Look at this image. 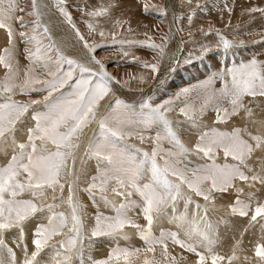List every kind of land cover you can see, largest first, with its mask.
Listing matches in <instances>:
<instances>
[{"label": "snow or ice", "instance_id": "snow-or-ice-1", "mask_svg": "<svg viewBox=\"0 0 264 264\" xmlns=\"http://www.w3.org/2000/svg\"><path fill=\"white\" fill-rule=\"evenodd\" d=\"M179 5L182 11L192 9L174 19L186 20L191 39L196 10L206 6L195 0H179ZM118 6L119 0H100L89 10L86 3L82 11L88 17V36H110L113 45L155 52V63L133 56L132 62L149 70L148 76L129 74L122 80L107 71L95 56L104 44L89 43L67 11L66 0H56V8L89 54L88 63L66 55L53 40L44 22L47 5L41 0H25L24 5L0 0L5 41L0 51V151L10 156L0 166V264H264V62L252 58L226 68L160 103L151 95L128 103L118 90L133 91L132 80L146 85L155 79L176 33L162 36L159 44L147 32L144 41L106 33L101 19L112 21L114 29L127 26L131 31L128 21L114 18ZM142 7L148 15L167 13L166 7L150 5L149 0ZM245 13L264 17V6H251ZM184 31L177 28L178 33ZM198 31L205 36L213 32L211 27ZM215 36L218 40L211 44L224 54L243 46L219 30ZM211 44L202 48L204 54L213 52ZM217 80L219 88L214 87ZM136 90L143 93L142 87ZM210 110L214 124L235 125L239 117L242 126L230 131L209 127L204 121ZM171 113L183 120L174 121ZM185 125L197 130L192 147L181 139L179 129ZM90 162L93 172L88 171ZM80 193L114 214L97 211L86 224ZM219 207L223 215L213 219ZM140 217L144 224L138 222ZM226 217L243 218L246 226L238 228L233 221L230 249L223 252ZM164 220L177 231L155 235L154 225ZM29 224L33 226L27 241ZM126 229L135 231L142 248L119 245L130 239ZM257 231L259 239L245 249L244 235L251 232L255 237ZM102 239L114 246L105 258L96 259L91 249ZM177 248L189 255L176 253Z\"/></svg>", "mask_w": 264, "mask_h": 264}, {"label": "rangeland", "instance_id": "rangeland-1", "mask_svg": "<svg viewBox=\"0 0 264 264\" xmlns=\"http://www.w3.org/2000/svg\"><path fill=\"white\" fill-rule=\"evenodd\" d=\"M234 1L235 0H195V2L202 4V5H205V6H208L210 3L219 4L220 6H218V7L222 8V10H220V12H222L220 15L221 16L223 15L222 18L227 16L228 18H226V19L235 20L234 22H232V26L234 29L232 27L228 26V25H231V22H230V24L227 23L228 25H225V26H223V25L219 26L216 24L217 26L216 25L215 26H209L213 30L211 36L202 35L198 31V29L204 28L205 30H208L209 27H206V26L211 24V22H212L211 20H213L214 17H215L214 21L216 20L217 17L213 15V10H211V9H210L211 13H212V14L210 13L211 17H209V16L207 17V15L198 14V11L196 10V12H197L196 16L197 17L194 18V21L196 22V24H195V27L192 28V30H191L193 36L191 39H189L188 38V25H187L186 20H181L177 23H174L175 17L181 16V14H183L182 16H184L186 12L191 13V11H192V9H184L182 11L180 8V5H179V0H149L150 5H156L157 7H166L167 13L165 15H161L159 13H155L152 15L145 14V12L143 11V7H142L145 0H119V6L113 14L114 18H119L121 20L128 21L130 28H131V31L129 32L127 30V26H125L124 28H115L114 29L112 27V21H105V20L101 19L100 23L103 25L106 33H111L113 31H115L118 36H123L126 40L144 41V40H146V36L144 34L147 32L148 35H151L153 37L154 42L157 44L161 43V37L162 36L169 35L170 33H176L174 36H172V38L169 40V42L167 44V47L165 49L166 54H165L164 59L160 62V71H159L158 75L156 76V78L150 80V82L146 85H138L137 81L132 80L131 84H134L137 87L131 86L133 88V91H128L127 88L119 89L118 93H117L119 98L125 100L128 103H136L141 99L142 96L151 95L154 103H160L166 99L174 97L176 93H178L179 91H181L185 87H192V86L197 85L203 81H206L209 77H211L215 73L219 72V70L217 69V67H219V65L221 66V70H224L226 68H231L233 66H237L240 63L248 62L252 58L257 59V57H259L260 54H264V53H260L261 51L258 49V46H256L257 44L258 45L259 44L264 45V36H262L264 34V17H261L259 14H254V18H253V16L245 14V10L247 8H249L251 6H255V4H257V5L259 4V6H261L260 1L259 0H256V1L253 0L254 1L253 2L252 0H250V1L244 0L247 3L240 2V5L238 4L237 7H236V5L233 4ZM236 1H242V0H236ZM257 1H259V2H257ZM251 2H253L254 4L253 3L251 4ZM86 3L90 5L89 10H91V6L99 4L100 0H71V1L66 2V7L68 9V12L72 16L73 21L76 23V26L86 36V38L89 40L90 44L91 43H96L97 45L104 44L103 47L97 48V50L95 52V56L97 59L101 60L105 64L107 71H109L112 75H115L118 79H122V80L128 79L129 74H131V75L143 74L145 76L150 75L149 70L141 68L136 63L132 62L133 56L139 57L141 60H146V61L149 60V62L151 61V63H155L156 62V53L155 52H152V51L145 49V48H131V49H129L127 47V45H124L123 47L120 44L113 45V44H111L110 36L105 40H102L99 36H96L94 39L92 37L88 36V29L84 23V21L86 19H88V17H86L82 11L83 6ZM129 5H130V7H128ZM223 6L225 9L223 8ZM225 6H228V7H225ZM262 6H264V3H262ZM238 10H239V14L242 15V13H243L245 16L242 15L243 18H241L242 16L240 15V17H238V19H237L238 21H237L232 16H233V13L235 14V12ZM149 11H152L151 7H150ZM240 11H242V12H240ZM229 12H231L232 16L229 15ZM198 16L200 18H198ZM204 16H205V18L207 17L208 19L207 18L204 19ZM209 21H211V22L209 23ZM217 21H219V20H217ZM181 26H183L182 28H184L185 31L182 33H178L177 28H179ZM162 29L164 32L162 31ZM216 30H219L223 34L225 33L224 35L226 36V38L230 37L231 39H233L231 41L236 42V43H242V45H243V46L238 47L236 49L234 48L229 53H227V54H230V56H229L230 61H228V59H226V58H224V60L222 59L223 60L222 61L218 57L219 55L221 57H223V55H225L223 53L222 48L217 49L215 44H211L212 40H218V38L216 36H214ZM70 31H72V35L74 36V38H76L72 28L70 29ZM245 33H248L247 36L249 35L248 36L249 38L248 37L245 38V36H246ZM231 34H233V35H231ZM242 34H244V35H242ZM256 34L262 36V38H255ZM236 36H237V38L239 36H242V37H241V39H239L240 38L239 37L238 38L239 41H238ZM251 36L254 38L252 39ZM233 37H235L236 40ZM243 37L247 40L243 39ZM76 40H77V38H76ZM210 44L213 48V52L209 53V54H204L202 52V48L208 47ZM78 45H79V43H77V42H72V44H71V46H73L74 48ZM80 45H81V48L80 47L79 48L82 49V50H78V51H80V54L75 50H73L71 53L64 47L63 48L60 47V48L62 49V51L66 55H68L72 58L78 59L81 63H88L89 54L86 52V50L83 49L81 43H80ZM125 51L129 52L128 56H125L123 54ZM252 51H256L257 53L256 52L255 53L257 55H255V53L253 54ZM235 52L236 53L239 52V54L249 52L251 54V56L247 58L246 54H244L243 57L239 58L238 57L239 55L234 54ZM258 53H259V55H258ZM252 55L256 56V57H253ZM238 59H240V61ZM89 66L95 67L94 65H89ZM161 81H163V83H161ZM217 81H219V80H217ZM217 81L215 82V85H214L215 88L221 87V83L217 82ZM138 87L143 88V93L136 90ZM193 95H195V94H193ZM19 99L20 100H26L27 97H19ZM169 115H170V118L173 119L174 121L176 119L183 120V117H178L176 115V113H171ZM236 118H234L235 125H234L233 121H229V123L226 125L225 124L217 125V124L213 123V121L215 119V113L210 110L208 115L205 118L204 123L207 124L209 127H216L221 131H230L233 126H240V124H239L240 118L239 117H236ZM196 131L197 130H194V129H188V127L186 125L183 128L179 129V132L181 133L182 142L187 147H192L194 145V142L197 139ZM88 135L89 136L91 135V131L88 132ZM131 143H135V144H137V146L144 147L145 149H148L150 147L147 144L146 145H139L138 141H131ZM165 147H170V145L165 144ZM9 158H10V156L7 159H9ZM188 158L191 159L194 163L195 162L203 163V161H197L196 157L189 156ZM219 162H223L222 155H221ZM1 165L3 166L4 164L2 163ZM76 167H77V169H79V167H80L79 162H77ZM93 168H94V162H90V166L88 168V171L93 172ZM84 195L88 198L87 194H83L82 197L80 196L81 201H83L86 198V197H84ZM109 197L114 198L113 201L115 203L120 202V197L112 196L111 194ZM133 199L139 200V198L136 196H134ZM195 199L199 200V198H195ZM228 199H230V198H228ZM199 202L201 204L204 203L202 200H199ZM218 203H219V205H221L222 203H227V200H225L223 202L218 201ZM104 208L109 209L106 207H104ZM85 211L88 214V215H86L85 222H86V224H91L94 221V217H95L97 212H94V213L92 212V214H91L88 211V209H85ZM223 212H224L223 207H219V214L217 216L213 217V219H218L220 215H223ZM111 214H114V213L111 212ZM111 214L108 213L106 215H111ZM137 214L138 213H135V212L132 213L133 216H137ZM88 217H90V218H88ZM226 218L229 220V231L224 232V235L221 237V243L225 244V247L223 248V252H228L230 249L231 240L229 239V237H231V235H232V232H231L232 227L231 226H232L233 221L235 222V225L238 228H240L242 226H246V220L243 218H232V217H226ZM138 222L141 224L145 223V221L143 220L142 217L139 218ZM167 222L169 223V225H175V224H173L167 220H164V224L159 223L157 225H154V234L158 236L160 230L177 231L176 225H175L176 228H173V227H170L169 225H167ZM31 225L32 224H30V226H29L30 230L32 229ZM171 228H173V229H171ZM221 229L222 230L224 229V225H221ZM126 231L129 232L130 239L127 241H123V240L119 241V245L121 247L142 248L144 246L143 242L135 234V231L133 229H126ZM257 232H256V234H257ZM258 234H259V232H258ZM238 235H239V233H237V236ZM253 237L254 236L252 235L251 232L246 233L244 235V242L243 243H244L245 248L249 247L248 244H249V242H251ZM30 238L31 237H29L26 233L25 239L27 241H30ZM103 241H104V239L98 241L95 244V246L91 249L92 255L96 259L105 258L107 256V254L109 253V251L111 250V248L114 246L113 242L110 240H106L104 242ZM12 246H13L14 250L17 252V254L20 255V249L15 248L14 245H12ZM29 247L31 248L30 242H29ZM249 248H246V249H249ZM157 251L159 252V249ZM175 251H176V253H180L181 255H189V254L183 253L179 248H177Z\"/></svg>", "mask_w": 264, "mask_h": 264}, {"label": "bare ground", "instance_id": "bare-ground-1", "mask_svg": "<svg viewBox=\"0 0 264 264\" xmlns=\"http://www.w3.org/2000/svg\"><path fill=\"white\" fill-rule=\"evenodd\" d=\"M68 1H71V0H66V2H68ZM246 1V0H245ZM244 0H242V1H234L233 2V4L234 5H236V7H237V5L239 4L240 5V2H245ZM250 1V0H249ZM248 1V2H249ZM253 1V0H252ZM256 1V0H255ZM260 1V5L262 6V3H264V0H259ZM259 1H257V2H259ZM41 2L43 3V4H45V5H47V8H45V12H46V16L44 17V22L47 24V26L49 27V29H50V32H51V35H52V37H53V40L56 42V44L59 46V47H61V48H66L69 52H71L72 53V51L73 50H75V51H77L79 54H80V51H78V50H82V49H80L81 48V45H80V42L78 41V40H76V38H74V36L72 35V31H70V26L66 23V21L64 20V18L59 14V12H58V10H57V8H56V0H41ZM254 2V1H253ZM253 2H251V4L253 3ZM20 3H21V5H24V3H25V0H20ZM245 3H247V2H245ZM249 4V3H248ZM254 4V3H253ZM132 5V4H131ZM218 6H220L219 4H216V3H210L208 6H206L204 9H197V11H198V14H201V15H207V17L209 16V17H211V15H210V13H211V10H213V15L214 16H216L217 18H216V20L214 21V19H215V17H214V19L213 20H211V21H209V23L211 22V24H209V25H207L206 27H209V26H215L216 24L217 25H219V26H221V25H223V26H225V25H228V24H230V22H231V25H228L229 27H232L233 28V26H232V22H234L235 20H231V19H226V18H228L227 16H225L224 18H222V16L220 15L222 12H220V10H222V8H220V7H218ZM251 6V5H250ZM255 6H259V4L257 5V4H255ZM128 7H130V5L128 6ZM225 7H228V6H225ZM230 7V6H229ZM235 7V6H234ZM233 7V8H234ZM223 8H224V6H223ZM231 8V7H230ZM229 8V9H230ZM66 9H67V7H66ZM211 9V10H210ZM225 9V8H224ZM67 11H68V9H67ZM181 11V10H180ZM235 12V11H234ZM240 12H242V11H240ZM212 14V13H211ZM246 14V13H245ZM183 14H181V16H182ZM212 15V16H213ZM228 15V14H227ZM240 15L241 14H239V10L238 11H236L235 12V14L233 13V16L232 17H234L236 20L238 19V17H240ZM242 15H244L243 13H242ZM241 15V16H242ZM200 16V15H199ZM198 16V18H200ZM221 16V17H220ZM245 16V15H244ZM197 17V16H196ZM206 17V18H207ZM26 20H28V19H31L30 17H27V16H25L24 17ZM205 18V16H204V19H206ZM222 18V19H221ZM241 18H243V16L241 17ZM208 19V18H207ZM217 20H219V21H217ZM205 21V20H204ZM238 21V20H237ZM214 22V23H213ZM213 23V24H212ZM228 23V24H227ZM194 24H196V22L194 21ZM216 25V26H217ZM176 27V26H175ZM181 27H183V26H181ZM224 29V28H223ZM231 29V28H230ZM234 29V28H233ZM228 30V29H227ZM162 31H163V29H162ZM230 31V30H229ZM164 32V31H163ZM231 32V31H230ZM257 33V32H256ZM260 33V32H259ZM225 34V33H224ZM246 34V36H245V38H247L248 36H247V34L248 33H245ZM250 34V33H249ZM231 35H233V34H231ZM239 35V34H238ZM242 35H244V34H242ZM215 36V35H214ZM255 36V35H254ZM262 36H264V34L262 35ZM262 36H260V35H257L256 34V36H255V38H262ZM240 37V38H239ZM238 38L239 39H241V37L242 36H239ZM252 37V36H251ZM57 38V39H56ZM228 38V37H227ZM234 39H235V37H233ZM236 38H237V36H236ZM237 38V40L239 41V39ZM244 37H243V39H245ZM249 38V37H248ZM254 37H252V39H253ZM228 39H230V40H233V39H231L230 37L228 38ZM251 39V40H252ZM236 40V39H235ZM245 40H247V39H245ZM72 42H77V43H79V45L78 46H76L75 48L73 47V46H71V44H72ZM246 42V41H245ZM4 43H5V41H4V33L2 32V31H0V51H2V47L4 46ZM255 46V45H254ZM256 46H258V49L261 51L260 53H264V45H262V44H257ZM80 47V48H79ZM236 49V48H235ZM256 49V48H255ZM257 49V50H258ZM23 50V46H21V51ZM256 50V51H257ZM247 51V50H246ZM256 51H252V53L254 54ZM84 52V51H83ZM257 53V52H256ZM255 53V55H257ZM233 54V53H232ZM234 54H236V55H239L238 57L240 58V57H243L244 56V54H246V57L248 58V57H250L251 56V54L248 52V53H240L239 54V52L238 53H234ZM77 55V54H76ZM223 55V54H222ZM258 55H259V53H258ZM229 56H230V54H225V55H223V57H221L220 55L218 56L221 60L223 59L224 60V58H226V59H228V61H230L229 60ZM234 56V55H233ZM253 56V55H252ZM80 57V56H79ZM253 57H256V56H253ZM19 59L21 60V63L23 64V63H26L25 61H23V57L21 56V57H19ZM235 59V58H234ZM244 59V58H243ZM212 60V59H211ZM222 60V61H223ZM239 61H240V59H238ZM257 60H259V61H262V62H264V54H260V56L259 57H257ZM149 61V60H148ZM151 62V61H150ZM215 63V62H214ZM231 63V62H230ZM213 67V66H212ZM208 69V68H207ZM215 69V68H214ZM217 69L220 71L221 70V66L219 65V67H217ZM212 70V69H211ZM207 71V70H206ZM215 71V70H214ZM221 71H223V70H221ZM193 72V71H192ZM0 74H2V72H0ZM163 74V73H162ZM194 74V73H193ZM192 75V74H191ZM185 78V77H184ZM196 79V78H195ZM217 82H220V81H217ZM131 86H133V87H137V86H135L134 84H131ZM20 97V96H19ZM19 97L17 96L16 98L17 99H19ZM258 111V110H257ZM237 119V118H236ZM239 124H240V126H242V123L240 122V120H239ZM11 150L9 149V152H10ZM9 157V155H6L4 152H2V151H0V166H2L1 164L3 163V164H5L6 162H7V158ZM86 185L85 184H81L80 185V187L81 188H83V187H85ZM83 194H86V193H80V196L82 197V195ZM84 197H86L85 195H84ZM83 197V198H84ZM110 199H114V198H111V197H109ZM83 204L85 205V209H88V211L92 214V212L94 213V212H97V211H101V212H103L104 214H108V213H110L111 214V212H112V210L111 209H105L104 208V206L101 204L100 205V207L98 208L97 207V205L93 202V201H91L90 199H89V197L87 198H85L83 201ZM116 203H119V202H116ZM218 203V202H217ZM221 204V203H220ZM218 205H219V203H218ZM181 210H182V206H181ZM88 215V214H87ZM93 216V215H92ZM91 216V217H92ZM88 218H90V217H88ZM92 219V218H91ZM93 220V219H92ZM91 221V220H90ZM238 221V220H237ZM161 223H163L164 224V221H161ZM160 223V224H161ZM167 225H169V223L167 222ZM29 226H30V224H29ZM29 226H28V229H27V235L29 236V237H31V230L29 229ZM170 227H173V228H176L175 227V225H169ZM229 227V226H228ZM232 227V226H231ZM31 228H32V225H31ZM173 228H171V229H173ZM177 229V228H176ZM257 235V236H256ZM255 236L256 237H253V239L251 240V242H249V247H246V248H249V249H251L253 246H254V244H255V242L259 239V236H260V234H258V232H257V234H256ZM252 238V237H251ZM15 239V237H13V236H9V240L10 241H12V240H14ZM226 239V238H225ZM104 241H106V240H104ZM103 241V242H104ZM250 241V240H249ZM102 242V241H101ZM108 242V241H107ZM229 243V242H228ZM133 246V245H132ZM245 248V249H246ZM22 258V257H21Z\"/></svg>", "mask_w": 264, "mask_h": 264}]
</instances>
